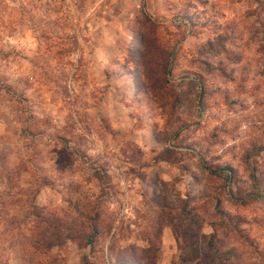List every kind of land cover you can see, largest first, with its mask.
<instances>
[{
	"label": "clouds",
	"instance_id": "obj_1",
	"mask_svg": "<svg viewBox=\"0 0 264 264\" xmlns=\"http://www.w3.org/2000/svg\"><path fill=\"white\" fill-rule=\"evenodd\" d=\"M0 264H264V0H0Z\"/></svg>",
	"mask_w": 264,
	"mask_h": 264
}]
</instances>
